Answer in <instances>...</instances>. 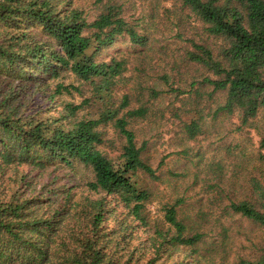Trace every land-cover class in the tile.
Wrapping results in <instances>:
<instances>
[{
  "label": "trees",
  "instance_id": "1",
  "mask_svg": "<svg viewBox=\"0 0 264 264\" xmlns=\"http://www.w3.org/2000/svg\"><path fill=\"white\" fill-rule=\"evenodd\" d=\"M161 1L171 2L161 19L179 40L175 50L155 49L158 39L138 19L129 21L113 0H96L92 20L71 0H0V264H169L175 253L181 255L176 264H205L218 249L226 250L225 228L210 236L200 225L212 214L211 207L204 209L220 207L222 196L219 218L239 216L264 232V132L256 149V191L232 196L219 178L224 165L216 161L207 166L213 177L204 185L206 205L200 201L190 215L184 210L188 198L180 195L162 204L160 220L146 211L153 195L149 183L159 175L145 159L148 141H137L133 123L158 117L177 101L171 114L190 140L202 132L206 116L236 114L240 125L259 117L264 125V0ZM176 8L201 24L205 38L188 36L187 20L169 19ZM149 17L160 19L156 12ZM124 37L131 51L116 45ZM148 51L169 53V69L158 65L152 84L138 87V104L131 105L128 94L115 100L126 72L147 75L146 68L159 64ZM179 63L196 72L189 82ZM66 74L89 84L91 96L77 105L59 99L73 88L62 83ZM216 93L224 98L213 108ZM166 96L170 104L153 111ZM56 98L59 115L53 112ZM86 104L97 115L78 117ZM105 125L121 139L113 157L99 147L107 142ZM235 149L225 147L230 154ZM188 153L185 147L177 152ZM249 249L250 257L234 264H264V235Z\"/></svg>",
  "mask_w": 264,
  "mask_h": 264
},
{
  "label": "rangeland",
  "instance_id": "2",
  "mask_svg": "<svg viewBox=\"0 0 264 264\" xmlns=\"http://www.w3.org/2000/svg\"><path fill=\"white\" fill-rule=\"evenodd\" d=\"M96 0H71L72 4L85 11L88 20H92L98 10L95 5ZM114 2L121 4L124 10V16L129 21L137 20L142 27H144L146 33H149L151 39L157 38V47L165 46L169 50H175L179 40L173 38V33L169 32L168 20H162L163 11L166 10L165 6H170L171 2H162L161 0H113ZM179 6V4H178ZM176 15L169 14V19L175 22H187L189 26L184 28L187 29L188 36L199 40L205 38L202 34L201 24L194 21L191 22L186 18L187 11L181 12L178 8ZM158 13L160 19L150 18L151 13ZM165 24V25H164ZM171 26V25H170ZM209 42L214 41L209 39ZM116 45L121 50L131 51L133 47L128 42L126 37L118 39ZM113 52H108L107 56H110ZM149 58H153L152 61H157L159 64L146 68L147 75L144 73L137 75V72L130 69L126 74L118 81L114 90V99L119 100L123 94H128L131 100V105L138 104L136 101L139 99L138 87L151 85V77L154 75L156 78L159 68L158 65L169 69L168 63L173 59L169 57V53L161 54L148 51L146 53ZM134 63V56L130 55V66ZM181 67L185 65L179 63ZM154 69V70H151ZM187 69V70H186ZM186 70V71H185ZM193 67L188 66L181 68L183 72L182 78L186 81H190L191 75L195 76L196 72L192 71ZM163 70H161L162 72ZM176 74V73H175ZM198 75V73H197ZM176 78V77H175ZM174 78V79H175ZM172 80V79H171ZM179 84L183 81L180 78H176ZM149 83V84H146ZM62 83L71 86L70 92H63L59 96L66 102H71L75 105L80 104L83 99L89 98L91 92L90 86L87 83H80L73 75L66 74L62 79ZM53 84V83H52ZM51 84V85H52ZM224 98V95L216 93L211 99L210 105L216 108L217 104L220 103ZM57 106L54 109V115L62 113L61 107ZM173 99V98H171ZM169 96L160 98L156 101L153 106V111L164 109L170 104ZM162 103L161 106L159 104ZM177 101L173 102L168 109L157 112L158 117L149 115L147 120L136 121L133 123V128L137 135V141L147 140V149L144 151V157L152 165L157 168V174L159 180L149 183V187L152 190V198L148 203L145 204L146 211L148 212L151 219L160 220L162 217V204L167 201L185 195L187 199L185 205V211L192 215L199 208L200 201L202 204H207L209 194L204 190V185L209 182L208 179L212 178V174H206L207 166L220 161L224 168H222L221 175L219 177L222 180V185L226 190H230L232 196L241 199L249 195V192L253 189L256 191L255 185L253 184L256 178L261 180L258 161L256 158V149L258 147L260 134L264 132V125L259 117L251 120L249 125H240L239 118L236 114L233 116H227L224 113L219 114L217 118L212 116H206L202 125V132L195 139H187L185 134L181 132L178 127V121L171 114L172 107H176ZM207 112V110H205ZM98 110L94 106L86 104L84 107L77 112L78 117H92L94 114L97 115ZM163 114V116H162ZM103 136L107 139L106 143H102L99 147L102 151L107 153L110 157L115 156L119 149L121 139L118 137L114 128L111 125H105L102 127ZM229 145H236L235 154H230L225 150V147ZM189 150L187 156L177 154L183 148ZM239 151H245L246 156L241 158L238 156ZM163 161L162 165L158 167V163ZM200 170V177L194 180V175ZM206 181L204 182L205 178ZM214 177H216L214 175ZM196 181V182H195ZM257 194V193H256ZM221 206L211 205L205 208V211L212 208V214L200 222L203 225L201 231H210V236L215 235L222 228H225V235H227L226 250H217L211 258H207L205 264H234L237 257H250L251 250L249 249L250 241H256L261 234L264 232L258 230L254 226L245 221L242 217L233 216L230 218H219L218 216L222 213V205L226 203L225 198L222 196ZM223 221V222H222ZM223 225V226H222ZM140 238H145L146 233L139 230ZM209 237L206 241H209ZM220 241V238L218 242ZM217 242V244H218ZM181 255L175 253L173 259L170 260L169 264H176L180 261ZM187 259V258H186ZM178 260V261H177ZM191 261V256H189Z\"/></svg>",
  "mask_w": 264,
  "mask_h": 264
}]
</instances>
